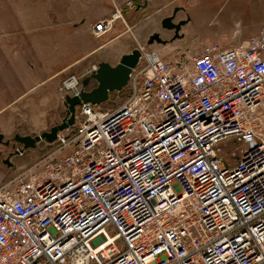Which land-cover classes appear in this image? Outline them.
Masks as SVG:
<instances>
[{
  "label": "built area",
  "instance_id": "2783aa9c",
  "mask_svg": "<svg viewBox=\"0 0 264 264\" xmlns=\"http://www.w3.org/2000/svg\"><path fill=\"white\" fill-rule=\"evenodd\" d=\"M138 47L120 104L82 101L55 147L0 184V264H264V22L175 63Z\"/></svg>",
  "mask_w": 264,
  "mask_h": 264
},
{
  "label": "rangeland",
  "instance_id": "374dc122",
  "mask_svg": "<svg viewBox=\"0 0 264 264\" xmlns=\"http://www.w3.org/2000/svg\"><path fill=\"white\" fill-rule=\"evenodd\" d=\"M24 2L13 0H8L7 5L5 1L3 4L0 3L1 15L4 18L12 13L25 12L22 15H15L24 17L22 20H15L12 22H6L5 20H0V72L4 77V80L13 81V84H7L1 86L0 90V132L3 133V139H11V143L14 142L15 146L5 145L0 142V182H3L7 176H11L18 170L14 163L17 160L32 159L34 157L45 155V152L53 149L56 145L55 141L50 142L44 138L38 140L34 147H27L22 151V154L16 153L15 157H9L12 166L15 168L12 170L11 166H8L3 162V158L6 157L10 152H13L15 148L20 147L22 144L13 139L15 133L20 134H36L43 130H48L51 125L60 122L63 116L66 115V106L64 104L63 89L60 88L62 81L70 74H75L83 78L85 75L89 74L90 70L94 65H96V60L103 58H109L110 63H116L121 54L130 51L132 48L137 46V40L135 33L141 30L140 27L147 22H159V25L147 30L157 31L160 35H165V28L161 27V18L172 12L174 6H183L187 0H22ZM48 1V3H47ZM58 3L55 6L49 3ZM109 2V3H108ZM60 3V4H59ZM63 4H68L63 7L64 12L69 11L71 14V20L67 21L69 25H75L81 21L82 17H87L88 21L92 18L91 22L87 24L89 27L87 30H82L81 28L75 27L72 30L67 29L65 26L55 25L54 20L43 19L41 13L44 12L46 6V15L48 18L55 19L60 16L59 8ZM237 0H198L196 3L189 4L186 10L187 21L182 24L178 32L171 33L168 31V36L171 41L175 42V49L173 48V53L166 55L169 61L175 63L173 58L174 51L180 52L182 55L187 56L184 52L193 47L206 46L210 42L222 43L224 38L229 39L232 32L236 27L250 30L252 25L249 21H243L239 15L237 9ZM110 4L111 8L104 13L107 5ZM34 9L36 7L35 14H39L36 19H27L32 16V13H27L30 7ZM109 6V5H108ZM40 7V8H38ZM55 7V8H53ZM68 7V8H67ZM21 8L23 11H21ZM26 8V10H25ZM37 8L40 9L39 13ZM53 8V9H52ZM71 9V10H69ZM49 10V11H48ZM118 10V11H117ZM119 10L122 16L116 18L118 23L121 22L120 30L117 31L118 34L113 33L115 30V23L113 22L112 27L106 31L102 36L95 37L87 33L91 29V25L96 22L100 17H109L113 12L118 14ZM12 11V12H11ZM185 10H178L175 15V20H178L184 16ZM107 15V16H106ZM58 19V18H57ZM97 19V20H96ZM134 22H139L135 27ZM54 23V25H52ZM61 23V22H60ZM92 23V24H91ZM52 26V27H51ZM78 28V29H77ZM45 29V30H44ZM77 29V30H76ZM91 31V30H90ZM146 31H143L144 34ZM41 33V34H40ZM42 33H56L58 40L55 39V47L59 48L57 51L54 65L57 67L64 63L62 58L68 59L70 56H76L82 50L89 49L93 46V43H97L95 39L111 37L107 43L104 41L99 46L96 47L94 59L91 61L90 56H86L83 59H79L76 64L71 68L65 70L62 76L52 78L51 80H45L39 85H28L29 81L32 83V78L22 77L21 67L26 64H32L33 58L36 61H42L43 49L45 47L44 35ZM153 33V32H152ZM167 34V32H166ZM59 35L62 37L61 40L64 43L67 41L69 45L76 44L78 42V47L74 51H67L65 55L58 52L60 51L62 42ZM115 35L118 38L113 39ZM93 38V39H92ZM146 34L142 36V41H146ZM67 39V40H65ZM113 39V40H112ZM111 40V41H110ZM77 41V42H76ZM81 44H80V42ZM92 42V43H91ZM156 43V41H154ZM44 44V45H43ZM145 45V44H144ZM150 44L146 43V46ZM170 46L169 44H167ZM139 46V45H138ZM66 48L68 46H65ZM64 47V48H65ZM150 47V46H149ZM98 48V49H97ZM152 48V47H150ZM12 51L10 54L14 56L13 68L17 69L15 72V79L6 76L5 73V62L7 51ZM30 51V52H29ZM183 53V54H182ZM18 56V58H17ZM23 57V58H22ZM89 57V58H88ZM165 57V58H166ZM32 58V59H31ZM164 58V57H163ZM167 59V58H166ZM100 61V60H99ZM21 64V65H20ZM53 68H56L54 67ZM37 66V65H36ZM19 67V68H18ZM25 68V67H24ZM26 70V68H25ZM28 71V70H27ZM66 75V76H65ZM27 76V75H26ZM95 82L93 79L90 81ZM29 86L27 93L21 94L23 88ZM89 86H91L89 84ZM129 85L126 84L121 90L111 91L107 100L95 104L94 107L100 110L112 109L113 107L120 104L128 95ZM20 96V97H19ZM264 103V102H263ZM78 109V108H77ZM77 125V124H76ZM71 130V128H70ZM20 144V145H19ZM222 153L225 156H231L233 160L237 156V152L231 153L233 149L238 150L239 146L236 142L231 139H227L221 142ZM68 150L60 152L63 155ZM15 153V152H14ZM19 162V161H18Z\"/></svg>",
  "mask_w": 264,
  "mask_h": 264
},
{
  "label": "crops",
  "instance_id": "0c3cea01",
  "mask_svg": "<svg viewBox=\"0 0 264 264\" xmlns=\"http://www.w3.org/2000/svg\"><path fill=\"white\" fill-rule=\"evenodd\" d=\"M4 1H5V5H7V8H9L8 7V4H7L8 0H0V3L3 4ZM13 1L14 2H16V1L24 2L22 0H13ZM29 1L30 0H27V2H29ZM191 2L192 3H196V2H198V0H187L184 3L185 7L180 6V8H183V10H185V14L181 18H185L186 19V14H187L186 13V10H187V7L186 6H189V4H191ZM237 2H238L237 3L238 4L237 9H238V12H239V15H240L241 19L243 21H249L250 22V25H252L251 29L249 31L248 30L246 31L245 29H241L239 27H236L234 29V31L232 32V35L230 36V38L229 39L224 38V41L222 43L210 42L206 46L193 47V48L188 49V50H186L184 52V54H186L187 56L182 55V57H188V56H191V55H194V54L203 53L213 43H217L221 47H228V46H232V45L242 44V43H245L251 36L256 35L258 33L259 29H260L261 23L264 22V0H237ZM47 3H48V1H47ZM49 4L55 6L58 3L55 4V3H52L51 2ZM65 5H68V4H63L62 5V3H61V6L59 8L60 16L59 17H56L55 19L48 18L46 15H44V13H46L45 12L46 11V6H45L44 12L41 13V15L43 16V19L54 20V21L57 20L55 22V25H57L58 27L59 26H65L69 30H72V28L75 29V27H78V26H79L78 28H81L82 30H87V28L89 27L87 24H89V22H91L92 18H90L88 21H86L87 20V17H82L81 18V21H78L79 23H76L74 26L73 25L71 26L68 23H66L67 21H70L72 18H71V15H70L71 13L69 11L64 12L63 7ZM108 5H107V8H105V11H104L105 14H107L106 12L111 8L110 4H108ZM38 8H40V7H38ZM38 8H37V11L39 13V10L40 9H38ZM53 8H55V7H53ZM0 10H3V8H1ZM25 10H26V8H25ZM69 10H71V9H69ZM21 11H23L22 8H21ZM35 11H36V7H34V9L30 7V9L27 10V13H32L33 12V14H32V16L28 17L27 19H36L39 14L38 15L35 14ZM24 13L25 12L14 13V14L12 13L11 15H7L4 18V16H2L1 15V12H0V20L1 21L2 20H5L6 22H12V21H15V20H22V19H24V17L15 16V15H22ZM119 13H120V16H122V13H121L120 10H119ZM187 19H186V21H187ZM115 21H117V22H114L115 23V30H116V32L113 33L112 35H109V36H113L114 34H118L117 31H119L121 29L120 28L121 22L118 23V20H115ZM138 23L139 22H134L133 23V26L136 27L138 25ZM52 25H54V23ZM155 25H159V22L157 21V23H156V22L150 21V22L144 23L143 26L140 27L141 30L139 32H137V34L135 33V35H138V36H136L137 46L139 44H145L146 45L147 40L149 38V35L152 32H154V31H152L154 29L149 30L148 32H147V30L150 29V28H152V27H154ZM161 27H162V25H161ZM162 28H164V27H162ZM90 30L89 31H86V32L89 33V34H91V36L94 35L92 33V31H90ZM167 30L168 29H165V35L164 34L163 35H160L159 34V35L161 37H167L168 36V31ZM143 31H146L144 33V34H146V38H145L146 41L145 42L141 40L142 39V36L144 35V34H142ZM166 32H167V34H166ZM105 33H107V32H105ZM169 33H171V29H170V32ZM42 34L44 35V38H45V40H43V43L45 41V47L43 49V55L41 57L42 58V61L41 62L39 61V63H38L36 61L35 57H34L33 58L34 60H33V63L32 64H26V65H24V67L26 68V70H25V68L23 66H20L21 67L22 77L23 78L24 77L32 78V83H31V81H29V84H28L30 86L31 85H33V86L39 85V84H42L43 82H45V80H51L52 78H55V77L57 78L59 76H62L61 74H63V72L65 70L71 68L74 64H76V62L79 59H81V58L83 59L87 55L88 56L94 55L95 48L98 47L104 41L107 43V41L111 38V37H108L107 36V37H104V38H100L101 39L100 41H99V39H95L98 42L97 43H93V46L92 47H90L89 49L82 50V52H80L79 54H77L74 57L73 56H70L68 59L62 58L63 61L65 60L64 63H62L61 65H59V66L56 67L54 65L55 61L57 60V58H56L55 55H57V51H58L59 48H56L54 50H53V48L55 47V39L58 40V36H57L56 33H54V34H52V33H42ZM104 34H102V35H104ZM102 35H100V36H102ZM92 37L94 38V36H92ZM95 37H99V36H95ZM59 38H60V40L58 42H62V44H61L60 51L58 52V55H59V53L62 54V55H65L67 51H71L73 48H74V51H75L76 48L78 47V42L77 41H76L77 42L76 44L69 45V42L66 41L64 43V41L61 40L62 37L60 35H59ZM116 38H118V35H115V37L113 39H116ZM65 40H67V39H65ZM80 44H81V42H80ZM149 44H150L149 45L150 47H152L154 50H156L164 58L166 57V55H168L170 53H173V48L175 49V45H176L175 42H173V40L172 41L171 40H167L166 42H158V41H156V43L153 41L152 43H149ZM167 44H169L170 46H168ZM65 46H68V47L66 48ZM98 48H101V47L99 46ZM7 53L8 54H6V57H5L7 61L5 62V68H4V70H5V73H6V76L7 77H10V78H14L15 79V72H17V69L13 68V66H12L13 63H14L15 57L10 55L12 53V51L9 50V51H7ZM180 57H181L180 52L174 51V54H173L174 60H177ZM17 58H18V56H17ZM166 58H167V60L169 59L168 57H166ZM89 59L92 61L94 59V56H90ZM103 59L109 60V58H103ZM99 60H102V59H99ZM99 60H96V64H97V62ZM53 65L56 68H53ZM2 73L3 72H0V90H2L1 89L2 87L1 86L7 85V84H11V85L13 84V81H7L6 79L4 80V77L1 75ZM94 84H95V82H91L90 83L91 86H93ZM28 89H29V86H27L26 88H23L22 91H21V93H20V95L21 94H24V93H27ZM261 108H263V110H264V103L262 104ZM261 138L264 139V122H263V128H262ZM48 144H51V143L48 142ZM20 154H22V152L19 153V155ZM15 156H16V153H14V152L10 155V157H15ZM39 157L40 156H37V157H34L32 159H29V158L27 159L25 157L24 158V161L23 160H17V161H15L16 163H14L15 165H13L12 163H11V165H8V166H11L12 170L16 168V170H18V171L15 172L14 174H12L11 176H7V178L3 182H0V184L8 181L9 179L13 178L17 174L21 173L27 166H29L30 164H32L33 162H35ZM12 165L13 166H16V167L14 168Z\"/></svg>",
  "mask_w": 264,
  "mask_h": 264
},
{
  "label": "water",
  "instance_id": "95a60500",
  "mask_svg": "<svg viewBox=\"0 0 264 264\" xmlns=\"http://www.w3.org/2000/svg\"><path fill=\"white\" fill-rule=\"evenodd\" d=\"M183 10L180 6H175L172 12L161 18V25L165 29H174L178 32L182 24L185 23L186 19L181 18L175 20V15L178 10ZM153 41L165 42L157 31L151 33L147 40V43H152ZM142 52L138 46L132 48L130 51L121 54L119 60L112 64L107 60H100L95 66L90 70L89 74L85 75L82 80V87L78 94H65L64 104L66 106V115L63 116L60 122H57L50 126L48 130H43L36 134H20L15 133L13 139L22 145L15 148L13 152L20 153L27 147H34L36 142L42 138L48 142L54 141L57 132L67 128L75 122V111L78 104L82 101L91 102L93 104H98L105 101L109 97L111 91L121 90L129 81V74L131 70L137 66L140 62ZM95 81L93 86H89L91 80ZM0 142L4 144L9 143V139H3V133L0 132ZM10 152L6 157L3 158V162L7 165H11L9 160Z\"/></svg>",
  "mask_w": 264,
  "mask_h": 264
},
{
  "label": "flooded vegetation",
  "instance_id": "af4514ba",
  "mask_svg": "<svg viewBox=\"0 0 264 264\" xmlns=\"http://www.w3.org/2000/svg\"><path fill=\"white\" fill-rule=\"evenodd\" d=\"M180 10H181V9H180ZM179 19H181V18H179ZM173 32H175L174 29H171V33H173ZM171 33H170V36H171ZM170 36H169V37H170ZM169 37H168V38H167V37H161V38H162V39H165V40L167 41V40H171V39H169ZM166 41H165V42H166ZM20 144H21V143H20ZM20 144H19V145H20ZM5 145H12V146H15V145H14V142L11 143V139H9V143H8V144H5ZM11 154H12V153H11ZM11 154H10V155H11Z\"/></svg>",
  "mask_w": 264,
  "mask_h": 264
},
{
  "label": "bare ground",
  "instance_id": "6f19581e",
  "mask_svg": "<svg viewBox=\"0 0 264 264\" xmlns=\"http://www.w3.org/2000/svg\"><path fill=\"white\" fill-rule=\"evenodd\" d=\"M119 15V14H118ZM114 20H116V19H114Z\"/></svg>",
  "mask_w": 264,
  "mask_h": 264
}]
</instances>
